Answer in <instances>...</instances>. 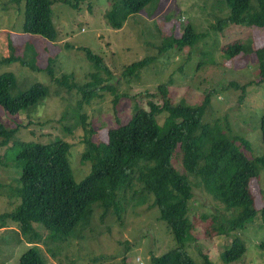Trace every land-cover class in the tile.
<instances>
[{
  "label": "rangeland",
  "instance_id": "obj_1",
  "mask_svg": "<svg viewBox=\"0 0 264 264\" xmlns=\"http://www.w3.org/2000/svg\"><path fill=\"white\" fill-rule=\"evenodd\" d=\"M53 1L56 41L24 34V1L0 0V76L6 73L15 76L13 95L36 83L47 88L43 101L16 116L0 106V123L8 129L17 128L16 139L42 144L55 140L69 143L68 160L73 177L79 182L91 172V162L82 160L87 147L85 139L105 142L108 130L127 123L136 107L148 109L149 102L162 106L165 95L158 87L166 84L173 104L198 106L210 96L203 123H219L232 140H246L249 149L239 140L236 145L250 159L264 155L259 128L264 114V82H257L258 64L253 55L255 49L264 45V27L221 24L229 14L222 0H152L140 12L129 16L119 30L109 26L105 18L112 0L83 1L77 8L62 0ZM187 25L206 37L192 47L160 52L165 37H182ZM236 42L243 44L244 51L228 58L225 51ZM83 48L102 59L110 77L95 67ZM11 56L28 62L29 66L19 60L2 63ZM149 58L154 60L140 72L124 75L129 65ZM35 64L42 70H32ZM48 67L53 69L55 78L71 75L78 88L68 92L59 86L46 70ZM95 73L108 80L104 84L109 89L101 88L87 101L82 92L89 93L91 89L87 90L85 83L92 82ZM242 87H246L245 91ZM166 114L159 115L160 124ZM88 130L92 131L90 136ZM11 145L0 147V214L13 211L20 203L15 192L21 167L14 162L16 151L10 149ZM191 180L193 197L188 217L194 226V240L186 244V249L195 264H206L205 257L211 264H225L221 255L234 238H240L247 250L230 264H264L261 164L250 183L257 214L245 229L228 235L215 234L211 226L214 218H228L232 212L198 179ZM94 207L91 222L82 231L78 227L77 233L80 232L75 238L61 245H50L54 256L41 246L46 264H154V257L177 246L167 224L159 219V210L150 204H128L121 222L113 214L101 219V211ZM12 228L7 233L0 232V264H19V258L28 250L26 243L20 241L18 229Z\"/></svg>",
  "mask_w": 264,
  "mask_h": 264
},
{
  "label": "trees",
  "instance_id": "obj_2",
  "mask_svg": "<svg viewBox=\"0 0 264 264\" xmlns=\"http://www.w3.org/2000/svg\"><path fill=\"white\" fill-rule=\"evenodd\" d=\"M12 1H24V34L56 41L53 0ZM62 1L77 8L79 3L88 0ZM151 1L112 0L111 8L105 12L107 24L113 29H121L129 16L140 12ZM222 1L229 8V14L221 24L264 27V0ZM205 37L204 33H198L192 25H187L182 37L166 36L160 52L175 47H192ZM82 51L98 70L106 71L110 77L98 55L87 48ZM243 51V44L236 42L226 49L225 54L234 58ZM253 55L258 64L257 82L263 83L264 45L255 49ZM17 60L29 66L28 62L14 56L2 63ZM153 60L144 59L129 65L124 75L134 76ZM31 68L42 70L36 64ZM46 70L68 92L78 88L71 75L55 78L51 67ZM93 78L92 82L85 83L87 90L91 89L89 93L82 92L87 101L101 88L109 89V85L104 84L108 80L102 79L99 73H95ZM15 86L16 79L12 73L0 76V106L13 116L35 107L47 96V88L41 83L13 95ZM242 89L245 91L246 87ZM158 90L165 95L162 106L149 102L148 109L136 107L127 123L108 130L105 142L85 139L87 147L82 160L91 162V172L79 182L75 181L68 160L69 143L61 140L48 144L20 141L16 139L17 128L8 129L0 123V147L12 144L10 149L16 151L14 162L21 167L19 186L15 192L20 203L13 211L0 214V229L15 225L22 236L21 241L28 244V250L19 258V264H46L41 246L47 247L54 256L50 245H61L75 238L91 222L95 205L101 211V219L113 214L121 222L128 204L156 207L159 219L167 224L177 243L164 255L154 257V264H195L186 249V244L194 240V226L188 217L189 201L193 197L192 177L232 212L228 218L213 219L211 231L215 234H231L245 229L253 221L257 210L250 183L257 175V165L261 164L264 168V155L250 159L236 145L239 140L249 149L246 140H232L219 123H203L204 114L210 106V96L198 106L173 104L166 84L160 85ZM164 112L167 114L163 124H160L159 115ZM259 128L264 147V114L260 117ZM88 134L90 136L92 131L88 130ZM78 227L81 229L77 233ZM246 250L244 242L234 238L223 251L221 259L225 264L236 262ZM205 259L206 264H211L208 257Z\"/></svg>",
  "mask_w": 264,
  "mask_h": 264
},
{
  "label": "crops",
  "instance_id": "obj_3",
  "mask_svg": "<svg viewBox=\"0 0 264 264\" xmlns=\"http://www.w3.org/2000/svg\"><path fill=\"white\" fill-rule=\"evenodd\" d=\"M12 227H16V226H14V225H10V227H8V228H3V229H0V232L2 233H7L8 231H9V229H11ZM17 228V227H16ZM13 229V228H12ZM18 232H19V230H18ZM20 233V232H19ZM20 235V241H21V239H22V236H21V234H19ZM23 240V239H22ZM22 242H24V241H22ZM24 244V243H23ZM22 244V245H23ZM25 247H28V244H26L25 245Z\"/></svg>",
  "mask_w": 264,
  "mask_h": 264
}]
</instances>
